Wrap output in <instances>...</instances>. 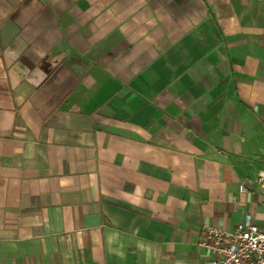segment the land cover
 Instances as JSON below:
<instances>
[{"label": "crops", "instance_id": "1", "mask_svg": "<svg viewBox=\"0 0 264 264\" xmlns=\"http://www.w3.org/2000/svg\"><path fill=\"white\" fill-rule=\"evenodd\" d=\"M262 173L264 0H0V264H210Z\"/></svg>", "mask_w": 264, "mask_h": 264}, {"label": "built area", "instance_id": "2", "mask_svg": "<svg viewBox=\"0 0 264 264\" xmlns=\"http://www.w3.org/2000/svg\"><path fill=\"white\" fill-rule=\"evenodd\" d=\"M259 181L264 182V173ZM198 245L210 264H264V225L245 222L233 231L206 227Z\"/></svg>", "mask_w": 264, "mask_h": 264}]
</instances>
